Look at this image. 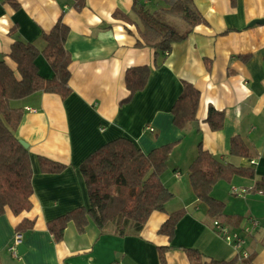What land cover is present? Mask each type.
Wrapping results in <instances>:
<instances>
[{
    "label": "crops",
    "instance_id": "1",
    "mask_svg": "<svg viewBox=\"0 0 264 264\" xmlns=\"http://www.w3.org/2000/svg\"><path fill=\"white\" fill-rule=\"evenodd\" d=\"M192 2L205 23L186 41L174 44L146 88L123 105L128 97L127 70L152 66L155 54L136 45L135 24L114 17L116 11L135 17L134 0H85L81 11L75 0H20L18 11L0 1V58L12 70L16 65L9 57L11 46L21 40L43 49V35L59 21L70 28L66 49L72 57V93L67 99L38 93L13 103L24 109L15 136L28 144L33 208L21 216L0 217V264H160L158 248L166 246L170 247L167 264H192L185 252L188 248L197 249L207 261L230 262L239 253L219 234L215 222L243 235L253 221L258 226L246 236L242 250L249 255L248 264H264V193L254 190L264 180V25L252 26L264 19V0ZM36 65L44 78L53 77L44 57ZM183 82L198 89L201 99L197 121L180 130L173 123L172 108ZM212 108L224 112L219 131H212L206 122ZM147 126L155 131H147ZM234 137L244 140L249 158L231 155ZM119 138L131 140L145 154L176 143L162 177L173 199L165 212H154L138 233L122 236L114 227L102 231L90 221L83 233L69 224L63 240L56 242L48 222L89 207L81 163ZM200 145L225 165L255 172V179L236 176L214 187L212 198L225 205L217 217L208 214L190 184L189 168ZM42 157L67 168L61 174H44ZM182 209L186 214L169 241L159 230L169 215ZM25 218L36 225L21 235L26 251L15 258L10 248L20 235L15 228Z\"/></svg>",
    "mask_w": 264,
    "mask_h": 264
},
{
    "label": "trees",
    "instance_id": "2",
    "mask_svg": "<svg viewBox=\"0 0 264 264\" xmlns=\"http://www.w3.org/2000/svg\"><path fill=\"white\" fill-rule=\"evenodd\" d=\"M0 1L15 11L21 8L20 0ZM75 1L77 10L81 11L85 0ZM164 1L166 6L155 9L145 4L144 0H134L132 13L135 17L120 11L114 14L115 18L137 26L138 47L149 48L155 53L152 66L127 70L125 82L128 97L122 101L123 105L146 88L151 73L166 62L173 45L186 41L198 25L205 23L192 0ZM159 13L182 20L186 29L183 32L176 31L158 19ZM69 34L70 28L59 21L49 33L43 35V49L17 40L9 53L16 65L15 71L0 58V217L8 213L21 216L33 208L30 153L15 136L24 109L14 107L13 103L38 93L54 94L63 100L70 96L72 57L66 49ZM41 56L53 71L51 79L44 78L39 72L36 61ZM205 62L210 70V62ZM200 99L199 90L183 82L182 93L172 108L173 123L178 129L184 130L197 121ZM206 122L212 131L221 130L224 126V112L210 109ZM175 145L167 144L145 154L131 140L119 138L89 155L79 168L87 187L89 207H79L48 222L47 229L54 240H63L69 224H73L78 233H83L90 221L102 231L114 227L122 236L140 232L154 212H165L167 203L174 197L164 185L162 177ZM231 155L240 158L251 156L241 137L232 138ZM39 162L44 174H61L67 168L64 164L44 157ZM189 172L195 198L208 208V214L212 217L222 215L225 210V205L211 196L218 183L230 182L236 176L255 179L253 170L225 165L201 145ZM254 190L264 193V180L258 181ZM185 214L186 210L182 209L169 215L159 230L160 235L172 241L176 227ZM35 225V220L25 218L16 226V234L30 232ZM169 249V246L158 248L160 264H167L166 253ZM185 252L192 264H234L237 261H207L201 252L193 248L185 249Z\"/></svg>",
    "mask_w": 264,
    "mask_h": 264
},
{
    "label": "built area",
    "instance_id": "3",
    "mask_svg": "<svg viewBox=\"0 0 264 264\" xmlns=\"http://www.w3.org/2000/svg\"><path fill=\"white\" fill-rule=\"evenodd\" d=\"M147 131L154 132L155 129L147 126L146 127ZM234 193H237V189H233ZM215 226L218 229L219 234L224 238V240L231 246L235 248V250L239 253L237 260L238 264H248L249 261V255L242 250L243 245L246 242V236L250 234L257 226L258 223L256 221L252 222L251 227H246L243 230V235L235 232H230L226 227L221 225L219 222H215ZM22 244V237L21 235H17L14 245L10 248V252L12 255L17 258L18 255V247L19 245Z\"/></svg>",
    "mask_w": 264,
    "mask_h": 264
},
{
    "label": "rangeland",
    "instance_id": "4",
    "mask_svg": "<svg viewBox=\"0 0 264 264\" xmlns=\"http://www.w3.org/2000/svg\"><path fill=\"white\" fill-rule=\"evenodd\" d=\"M152 3H153L152 5H154V7L150 6V8L157 9L156 7L166 6L164 0H152ZM156 4H158V5H156ZM157 17L159 20H161V21L169 24L170 26H172L178 32H183L186 29V25L184 24V22L182 20H179V19L174 18V17H166L164 15H161L160 13H159V16H157Z\"/></svg>",
    "mask_w": 264,
    "mask_h": 264
},
{
    "label": "water",
    "instance_id": "5",
    "mask_svg": "<svg viewBox=\"0 0 264 264\" xmlns=\"http://www.w3.org/2000/svg\"><path fill=\"white\" fill-rule=\"evenodd\" d=\"M253 25H264V19L263 20H259V21H255L254 23H252V26ZM195 126H197V124L195 123ZM20 144L28 149V144L25 143L24 141H19ZM26 249H25V246L23 244H20L19 247H18V254L19 255H23L25 253Z\"/></svg>",
    "mask_w": 264,
    "mask_h": 264
}]
</instances>
